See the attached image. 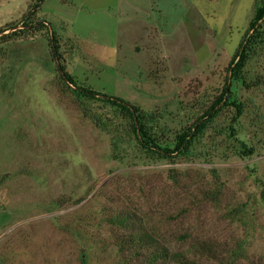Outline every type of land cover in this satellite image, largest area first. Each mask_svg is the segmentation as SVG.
<instances>
[{
	"label": "rangeland",
	"instance_id": "obj_1",
	"mask_svg": "<svg viewBox=\"0 0 264 264\" xmlns=\"http://www.w3.org/2000/svg\"><path fill=\"white\" fill-rule=\"evenodd\" d=\"M254 1L0 0V28H20L35 10L62 36L79 84L161 110L174 132L187 125V106L229 77ZM0 48V264H120L127 231L105 220L119 210L170 250L204 241L224 252L243 239L238 264H264V47L244 69L254 86L236 85L263 115L245 108L236 126L254 152L238 155L219 136L200 158L157 161L131 149L115 156L109 135L60 96L45 38Z\"/></svg>",
	"mask_w": 264,
	"mask_h": 264
},
{
	"label": "trees",
	"instance_id": "obj_2",
	"mask_svg": "<svg viewBox=\"0 0 264 264\" xmlns=\"http://www.w3.org/2000/svg\"><path fill=\"white\" fill-rule=\"evenodd\" d=\"M35 6L36 4L33 5ZM34 11H30L22 18L20 28H16V23H9L0 28V46L36 37L45 38L50 61L55 65L54 81L58 93L62 98L65 97L84 119L90 121L99 131L109 135L115 156H123L131 149L139 158L156 161L176 157L200 158L207 151L206 141L210 138L209 142H213L219 136L230 142L233 146L232 151L238 155L248 156L254 152L251 146L238 138L236 126L245 108H253L251 113L258 122L263 119V115L254 109L252 97L243 100L238 97L236 85L248 88L254 86V81L247 82L244 69L264 47V0L254 1L247 28L228 63L229 77L226 76L215 95L204 93L188 105L187 125L174 132L161 122L163 117L161 110L144 109L121 97L79 84L66 69L62 36L44 22L35 21L32 17ZM7 29L13 30L1 34ZM224 109L231 112L230 116L226 117L229 121L220 123L217 119ZM219 189V186L215 188L213 194L215 197ZM241 210L242 208L238 207L237 211ZM237 211L234 210L236 214ZM105 220L127 231L118 243L120 264H207L205 261L238 264L242 259H247L243 239L236 240L233 246L224 252L204 241L196 243L197 245L193 244L184 251H173L161 243L155 234L142 224L140 218L129 210L116 211ZM193 252L202 256L204 262L194 257L190 258L188 255Z\"/></svg>",
	"mask_w": 264,
	"mask_h": 264
}]
</instances>
